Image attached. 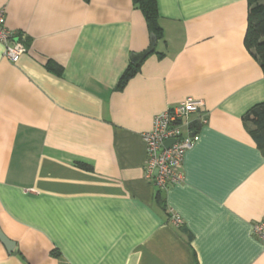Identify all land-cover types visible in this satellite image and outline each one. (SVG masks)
<instances>
[{"label":"crops","instance_id":"crops-1","mask_svg":"<svg viewBox=\"0 0 264 264\" xmlns=\"http://www.w3.org/2000/svg\"><path fill=\"white\" fill-rule=\"evenodd\" d=\"M149 46L132 0H0L25 52L0 44V264H264V151L243 116L264 101L246 0H156ZM129 65L137 72L122 89ZM200 100L205 124L163 203L141 134ZM168 212L182 225L174 227Z\"/></svg>","mask_w":264,"mask_h":264},{"label":"built area","instance_id":"built-area-1","mask_svg":"<svg viewBox=\"0 0 264 264\" xmlns=\"http://www.w3.org/2000/svg\"><path fill=\"white\" fill-rule=\"evenodd\" d=\"M0 44L3 47V57L13 64L25 52L22 42L15 40V33L5 26L3 7L0 8ZM202 107V101L186 98L176 106L155 115L151 129L141 134L145 148L144 177L160 194L183 180L184 154L197 141L195 128L206 123L205 118L201 117L195 126L191 117L199 115ZM167 141L172 142L166 146L164 143ZM168 215L174 227L182 225L175 213L168 212ZM252 234L264 245V219L252 226Z\"/></svg>","mask_w":264,"mask_h":264},{"label":"trees","instance_id":"trees-1","mask_svg":"<svg viewBox=\"0 0 264 264\" xmlns=\"http://www.w3.org/2000/svg\"><path fill=\"white\" fill-rule=\"evenodd\" d=\"M145 21L149 34L156 39L161 37V29L158 25V12L156 0H132ZM247 24L244 36V47L259 64L264 78V0H246ZM137 67L129 65L120 77L117 89H122L126 82L137 72ZM245 122H249L253 128L249 134L256 146L264 151V101L255 105L243 116ZM158 203H163L160 193H156Z\"/></svg>","mask_w":264,"mask_h":264},{"label":"water","instance_id":"water-1","mask_svg":"<svg viewBox=\"0 0 264 264\" xmlns=\"http://www.w3.org/2000/svg\"><path fill=\"white\" fill-rule=\"evenodd\" d=\"M155 42H156V37L153 34H151L149 36V46L147 47V49H145L144 51L138 54H131L130 62L134 65H137L138 63H140L143 58H145L149 53L153 51ZM171 142L172 141H167L164 143V145L168 146ZM161 196L162 198L165 197V191L161 192ZM0 242L5 247L7 253L12 254V255L16 254L17 250L15 248V244L9 241L6 237H4L1 232H0Z\"/></svg>","mask_w":264,"mask_h":264}]
</instances>
